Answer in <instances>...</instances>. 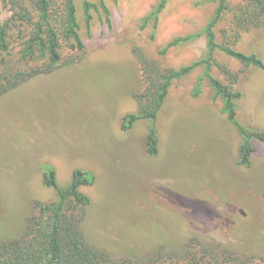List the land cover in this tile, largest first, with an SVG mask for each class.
<instances>
[{
    "label": "rangeland",
    "instance_id": "rangeland-1",
    "mask_svg": "<svg viewBox=\"0 0 264 264\" xmlns=\"http://www.w3.org/2000/svg\"><path fill=\"white\" fill-rule=\"evenodd\" d=\"M85 2L93 5L90 22ZM51 3L53 22L61 27L64 0ZM75 3L84 51L62 39L64 62L58 69L0 98V244L23 234L34 201L55 200L54 191L42 182L43 165L52 164L63 186L75 169L95 174V183L83 188L92 201L83 234L90 245L115 257L146 260L159 249H184L194 237L264 252V144L254 143L250 168L237 164L242 139L204 78L205 66L171 85L159 113L158 157L146 153L147 122L130 131L121 128L123 118L138 111L135 95L143 89L135 51L164 70L206 59L204 31L218 0ZM227 3L234 9L247 2ZM162 4L155 22V16L149 17ZM15 8L12 1L0 0V26L16 14ZM26 35L17 22L11 52L0 54L1 72L41 65L21 60ZM216 36L219 45L264 60V25L239 34L233 10L227 11ZM178 38L189 39L161 54ZM70 59L75 63L65 65ZM216 63L238 74L237 83L230 85ZM212 74L243 94L238 120L264 130V71L217 51Z\"/></svg>",
    "mask_w": 264,
    "mask_h": 264
},
{
    "label": "trees",
    "instance_id": "trees-1",
    "mask_svg": "<svg viewBox=\"0 0 264 264\" xmlns=\"http://www.w3.org/2000/svg\"><path fill=\"white\" fill-rule=\"evenodd\" d=\"M10 1L17 9L15 8L16 14L0 26V54L11 52V30L17 22H22L28 35L21 43L19 56L27 63L42 62L41 65L26 71L10 73L0 71V98L36 76L48 75L58 69L64 62L62 39L72 42V48L79 53L85 48L79 34L75 0H64L65 16L61 27L53 22L51 0H28V5L22 1L20 3L17 0ZM245 1L247 3L233 9L227 0H218V7L204 31L208 45V54L204 60L179 69L164 70L158 62L150 59L140 49L135 51L141 66L143 89L135 95L139 105L138 111L126 115L121 128L123 131H130L138 122H147L145 149L150 157L156 158L160 154L159 113L165 104L171 85L175 80L188 76L197 67L203 65L204 78L214 90L216 97L222 100V112L242 139L237 164L245 168L251 167L255 152L254 143L264 144V130L246 126L238 120V102L243 94L235 91L230 85L237 83L239 75L218 63L216 65L222 69L231 84H225L212 74L217 51L237 60L244 67H255L264 71V60L260 56L245 54L230 44L217 43L216 27L227 11L233 10L234 27L239 34L264 25V0ZM92 7L89 2H85L87 22L92 19ZM163 7L164 4L149 18L155 16L154 21L158 22V13ZM32 10L37 12V17L33 16ZM188 39L173 40L161 51V54L167 53L169 48L185 43ZM73 63H75L74 59H70L65 65ZM199 86L200 83L196 88V95L200 93ZM42 172L43 185L54 191L55 200L34 201L23 234L0 244V264H264V252L258 249H244L241 246L242 249H229L214 242L207 243L203 237H194L184 249H159L146 260L115 257L106 249L90 245L83 234V224L92 204L90 196L83 191V188L95 183V174L91 171L75 169L69 183L63 186L52 164L43 165ZM254 252L262 253L254 254Z\"/></svg>",
    "mask_w": 264,
    "mask_h": 264
}]
</instances>
